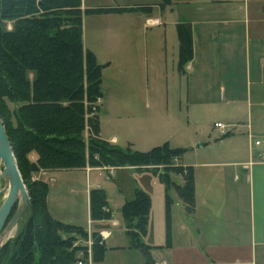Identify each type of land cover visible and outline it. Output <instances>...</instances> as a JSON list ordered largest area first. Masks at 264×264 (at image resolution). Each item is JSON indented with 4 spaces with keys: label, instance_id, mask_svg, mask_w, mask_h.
I'll return each mask as SVG.
<instances>
[{
    "label": "trees",
    "instance_id": "1",
    "mask_svg": "<svg viewBox=\"0 0 264 264\" xmlns=\"http://www.w3.org/2000/svg\"><path fill=\"white\" fill-rule=\"evenodd\" d=\"M167 2L161 0L162 5ZM139 9L148 11L150 6L82 10L81 0H0V118L30 196L28 216L17 234L1 247L0 264H75L87 255L88 230L53 218L47 207V184L30 181L32 171L40 168L134 166L151 170L175 188L188 212L194 209L193 172L179 162L183 148L164 142L137 151L99 135L103 65L83 45L82 16ZM176 30L182 70L192 58V33L186 23H177ZM7 100L17 103L12 113L6 108ZM31 151L37 153L35 162L28 158ZM172 173L180 175L182 183H177ZM107 207L104 190L91 189L90 219H109ZM149 210L150 198L140 189L120 208L128 246L141 250L146 264H155L150 254L153 246L144 242ZM77 236L83 243L76 241ZM90 236L92 261L101 260L104 241L97 231H90ZM166 245H170V226Z\"/></svg>",
    "mask_w": 264,
    "mask_h": 264
},
{
    "label": "crops",
    "instance_id": "2",
    "mask_svg": "<svg viewBox=\"0 0 264 264\" xmlns=\"http://www.w3.org/2000/svg\"><path fill=\"white\" fill-rule=\"evenodd\" d=\"M142 5L150 9L130 12L140 14L145 27L161 25L164 7L170 8L171 16L174 12L175 25H190L192 58L182 68L186 80L185 112L187 122L199 128L201 134L204 131L206 141L192 146L198 151V160L184 163L182 156L179 160L193 172L194 209L188 212L181 200L177 202L183 211L171 216L170 245H166L167 238L162 240L159 235L144 236V242L153 246L151 257L155 264H264V157L249 152L251 139H264V0H168L165 5L153 0ZM96 7L132 6L86 5L81 0L82 10ZM126 12L129 11L83 14L84 47L94 53L86 40L87 17H103L99 20L108 22L109 17ZM155 20L157 23L148 22ZM162 30L166 37V29ZM164 42L167 48L165 38ZM215 122L224 124L226 134L214 128ZM99 135L105 139L101 129ZM211 137L214 141L209 140ZM107 141L118 144L119 138L113 134ZM203 143L210 145L203 147ZM181 145L186 144L170 146L182 148ZM126 147L133 149L131 142ZM202 148L206 151L200 153ZM120 167L105 169L113 173ZM124 167L133 172L142 170ZM94 169L104 170L89 166L70 170L88 173ZM172 178L182 183L180 175ZM107 209L111 212L109 219L117 225L115 214L109 206ZM104 244L103 258L92 264H146L142 251L128 246L125 232L118 239L110 231Z\"/></svg>",
    "mask_w": 264,
    "mask_h": 264
},
{
    "label": "rangeland",
    "instance_id": "3",
    "mask_svg": "<svg viewBox=\"0 0 264 264\" xmlns=\"http://www.w3.org/2000/svg\"><path fill=\"white\" fill-rule=\"evenodd\" d=\"M152 1L85 0V4L118 3L140 6ZM113 17H117V20ZM173 17L174 12L171 16L170 8L166 7L159 27H145L140 14L130 11L121 16H111L108 22L99 20L103 17L96 18L98 21L87 17L86 40L93 47L96 59L100 62L109 61L103 65L101 71L103 97L98 115L103 137L108 140L116 134L119 138L116 145L126 147L127 142H131L132 148L137 151L149 150L151 146L165 141L170 145L186 144L181 145L182 162L190 163L198 160L197 150L192 147L193 144L206 141L203 139L204 131L201 134L199 128L187 122L184 100L186 80L179 69L177 59L179 42ZM9 22H6L8 27ZM163 27L166 29V37ZM164 38L167 48L164 46ZM6 106L12 113L17 103L7 100ZM11 113L10 121L15 125ZM86 136L84 139H87ZM195 139L197 141L192 143ZM209 140L214 141L212 137ZM201 145L204 147L210 144ZM203 151L206 150L202 148L200 153ZM37 157L36 152L31 151L28 154L31 161L35 162ZM109 167L115 166H98L104 170L94 169L88 173L84 170L40 168L32 171L30 181L41 180L47 184V207L53 218L82 225L92 231L110 230L113 232V238L118 239L124 235L120 208L125 199L133 197L135 189H140L150 198L146 234L154 238H158L159 235L162 240H166L171 216H174L173 213L183 211L182 206L177 204L180 203V199L175 188L160 181L158 175L151 170L133 172L129 168L119 166V169L110 173L105 169ZM175 175L177 174L172 173V176ZM178 181H181L179 177ZM2 186L1 182L0 189ZM95 188L104 190L108 206L118 220L117 225L110 219L101 222L91 221L88 192ZM6 192V189L0 192V204ZM27 216L26 209L21 219L8 233L9 238L17 234ZM77 237L76 241L83 243L81 237Z\"/></svg>",
    "mask_w": 264,
    "mask_h": 264
},
{
    "label": "water",
    "instance_id": "4",
    "mask_svg": "<svg viewBox=\"0 0 264 264\" xmlns=\"http://www.w3.org/2000/svg\"><path fill=\"white\" fill-rule=\"evenodd\" d=\"M0 183L2 190H7L0 204V249L9 238V232L30 207V196L12 151L4 124L0 118ZM14 209V212L12 213ZM12 213V214H11Z\"/></svg>",
    "mask_w": 264,
    "mask_h": 264
},
{
    "label": "built area",
    "instance_id": "5",
    "mask_svg": "<svg viewBox=\"0 0 264 264\" xmlns=\"http://www.w3.org/2000/svg\"><path fill=\"white\" fill-rule=\"evenodd\" d=\"M149 24L157 23V21H148ZM214 127L220 130L221 135L226 134L227 130L221 122L214 123ZM249 152L251 155H254L255 153L258 156L264 157V139L263 138H253L249 141ZM101 241H104L109 235L110 231H100L99 232ZM85 244L87 245V255L86 256H80L75 264H92V258H91V244L92 239L90 236V231H88V238L85 241Z\"/></svg>",
    "mask_w": 264,
    "mask_h": 264
}]
</instances>
